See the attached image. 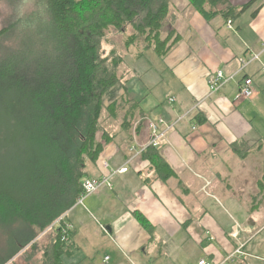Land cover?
<instances>
[{
  "label": "crops",
  "instance_id": "0c3cea01",
  "mask_svg": "<svg viewBox=\"0 0 264 264\" xmlns=\"http://www.w3.org/2000/svg\"><path fill=\"white\" fill-rule=\"evenodd\" d=\"M249 1L229 0V5L240 8ZM166 21L179 41L160 58L166 61L162 74L154 69L149 74V93L138 88L141 98L133 99L124 86V107L116 118L105 113L107 121L113 120L102 129L110 141L97 161L87 164V176L101 175L100 160L117 169L139 154L127 173L113 176L110 189L64 214L72 236L61 264H196L203 258L264 264V240L250 236L264 230V140L259 137L264 129V0L234 18L217 16L209 22L186 0H169ZM251 55L258 59L240 70V60ZM216 71L232 79L209 94L207 77ZM245 78L252 80L254 95L238 101ZM124 120L129 126L122 127ZM159 121L164 135L156 149L175 176L164 181L141 156L149 144V124ZM251 135L259 138L250 145ZM145 175L152 178L150 184L143 182ZM51 226L29 244L39 243L41 255L55 238Z\"/></svg>",
  "mask_w": 264,
  "mask_h": 264
},
{
  "label": "trees",
  "instance_id": "16d2710c",
  "mask_svg": "<svg viewBox=\"0 0 264 264\" xmlns=\"http://www.w3.org/2000/svg\"><path fill=\"white\" fill-rule=\"evenodd\" d=\"M18 1L14 20L0 30V264L75 205L87 164L96 162L110 141L107 133L97 140L99 119L105 94L121 83L125 57L115 49L102 57L111 34L125 36L122 52L142 39L143 50L152 49L159 58L179 41L172 32L162 38L169 0H35L30 13L21 11L29 0ZM186 1L209 22L234 18L259 0L240 8L229 0ZM6 41L12 46L2 45ZM126 95L124 90L108 104L109 117L116 118ZM127 120L122 127L129 126ZM141 156L155 178L175 177L156 148L148 146ZM151 180L143 177L145 184ZM135 217L151 231L144 217ZM53 233L42 252L50 254L45 264H61L68 250L60 231ZM30 248L36 253L38 245Z\"/></svg>",
  "mask_w": 264,
  "mask_h": 264
},
{
  "label": "rangeland",
  "instance_id": "374dc122",
  "mask_svg": "<svg viewBox=\"0 0 264 264\" xmlns=\"http://www.w3.org/2000/svg\"><path fill=\"white\" fill-rule=\"evenodd\" d=\"M34 1L35 0H29L28 3L24 4L22 6V13H30L34 10ZM21 1L18 0H0V30L5 27L9 22L13 21V17L15 16L16 9L21 5ZM168 21L165 22V28L162 31V38H165V36L169 32V27H168ZM130 30L126 32V36L129 34ZM125 36L121 37L118 34H111L110 36V42H106L104 45V52L102 53V57L106 56L112 49H115L116 51H119L118 55L124 57V64L119 68L118 75L121 77V75H125V78L123 80L124 83H120L119 85L115 86L113 89H111L109 92H107L103 98V111L101 113V117L99 119V132L97 134V140L99 142H102V134L104 133L102 131L103 128L107 129V125L113 123V120L107 121L105 118L106 117V107L108 106L109 103L114 101L115 99L119 98L121 94L123 93V87L125 86L128 92V95H130L131 98L133 99H140L141 98V92L138 90L142 87V93H149L151 89L148 87V77L151 71L154 69L156 73L162 74V68L166 64L165 60L163 61L160 59L157 55L154 54L151 50L146 51L143 56L136 58L134 56L135 52L138 51H145L143 50L144 44L142 43V39H140L136 47H133L130 50V54L125 55V51H123V42H124ZM2 45L6 47L12 46V43L5 42ZM151 76V75H150ZM120 99V98H119ZM120 107H124L123 103L120 104ZM109 118V115H107ZM107 118V119H108ZM111 119V118H109ZM120 123V121H119ZM111 131V129H110ZM263 131V133H261ZM259 134V137H261V140L263 142L264 138V129ZM258 136H253L248 139V143L251 145L253 144L256 140L259 138ZM252 140V141H251ZM262 156L264 155V150L263 153L261 154ZM262 216H264V212H262ZM261 227V225H260ZM2 229L0 227V261L4 257V252L1 250L3 249V245L1 242H4ZM252 238H255L254 241H259V240H264V230L263 228L259 232H252L251 235ZM37 252L33 253V250L30 248V245L22 249L13 259L8 261L5 264H45L47 262L48 257L50 254L47 256L43 257V254L41 255L39 252V243L37 244Z\"/></svg>",
  "mask_w": 264,
  "mask_h": 264
},
{
  "label": "built area",
  "instance_id": "2783aa9c",
  "mask_svg": "<svg viewBox=\"0 0 264 264\" xmlns=\"http://www.w3.org/2000/svg\"><path fill=\"white\" fill-rule=\"evenodd\" d=\"M227 27L231 28V22H227ZM258 55H251L249 60L243 59L240 60L241 67L240 70H243L250 62L257 60ZM261 73L264 74V66L261 68ZM232 79L230 77H226L222 71H216L214 74H210L207 77V83L209 87V94L215 93L217 90H219L223 85L229 82V80ZM254 91H253V82L251 79H243L242 82L238 86L237 94H236V100H249L253 97ZM173 99H170V102H172ZM162 122H156V123H150L149 124V134H150V140L148 146L153 148L159 147V141L161 138H163L164 133L159 131V125ZM147 146V147H148ZM146 147V148H147ZM145 149V148H144ZM141 150V151H144ZM139 154V153H138ZM138 154L130 157L124 166L117 168V169H111L108 162L106 160H100L99 167L101 169V175L99 177H86L82 180L81 188L82 192L80 196L77 198L75 205H82L84 200L89 197L90 195L98 192L101 189H110L112 187L111 181L113 176L124 174L128 172V167L132 165V162L137 158ZM65 215L58 218L54 225L51 226L52 228H56L60 231V240L64 244H69L70 242V232L71 228L68 225V223L65 221L64 218ZM237 228H234V231L232 232L233 237H236L238 235ZM237 254L242 255L240 250H236ZM107 259V258H106ZM196 264H224L223 262H216L213 260H209L207 258H203L197 261Z\"/></svg>",
  "mask_w": 264,
  "mask_h": 264
}]
</instances>
